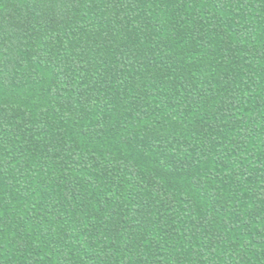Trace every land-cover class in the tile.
Here are the masks:
<instances>
[{
	"label": "trees",
	"instance_id": "trees-1",
	"mask_svg": "<svg viewBox=\"0 0 264 264\" xmlns=\"http://www.w3.org/2000/svg\"><path fill=\"white\" fill-rule=\"evenodd\" d=\"M0 264H264V0H0Z\"/></svg>",
	"mask_w": 264,
	"mask_h": 264
}]
</instances>
